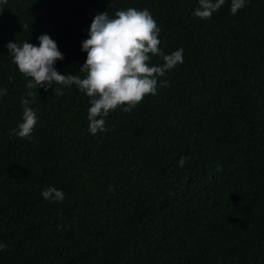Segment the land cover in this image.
<instances>
[{
    "label": "trees",
    "instance_id": "1",
    "mask_svg": "<svg viewBox=\"0 0 264 264\" xmlns=\"http://www.w3.org/2000/svg\"><path fill=\"white\" fill-rule=\"evenodd\" d=\"M231 3L200 19L199 0H0V264H264V0L235 15ZM129 7L148 10L161 51L182 48L184 62L93 135L91 98L28 89L6 46L47 34L64 56L55 70L85 78L93 18ZM22 98L31 140L16 134ZM49 187L65 199L44 200Z\"/></svg>",
    "mask_w": 264,
    "mask_h": 264
},
{
    "label": "clouds",
    "instance_id": "2",
    "mask_svg": "<svg viewBox=\"0 0 264 264\" xmlns=\"http://www.w3.org/2000/svg\"><path fill=\"white\" fill-rule=\"evenodd\" d=\"M3 3L6 4L7 0H3ZM224 3L225 0H199L194 16L210 18ZM243 7L245 0H232L230 11L235 15ZM21 27L24 31L30 30L28 24ZM160 31L148 10L129 7L127 10H118L114 18L109 17L108 12L97 14L90 25L88 38L82 43V51L87 53V58L80 71L86 73L85 78L74 74L62 75L55 70V62L63 60L64 56L57 43L47 34L38 37V47L27 41L22 46L9 42L6 47L19 72L30 78L26 85L28 89L38 87L47 90L55 82L59 85H75L86 93L91 98L88 131L96 135L107 130L104 117L110 111L124 106L123 111L130 113L146 95L156 94L158 77L184 62L182 48L168 55L161 51ZM150 54L162 57L163 64L150 66ZM3 95H7V88L0 89V96ZM62 95V90L55 88V97ZM35 96L33 91L27 93V97ZM21 103L24 109L23 122L19 124L16 134L31 140L38 122L37 116L29 107V99L22 98ZM185 163L186 158L181 157L179 165L183 167ZM41 195L50 202H62L65 199V193L54 187L42 191ZM6 247V244L0 243V250Z\"/></svg>",
    "mask_w": 264,
    "mask_h": 264
}]
</instances>
